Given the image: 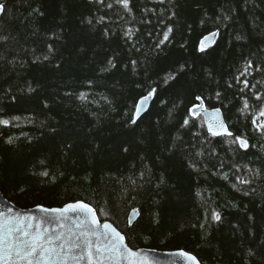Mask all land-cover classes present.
<instances>
[{"label": "trees", "instance_id": "obj_1", "mask_svg": "<svg viewBox=\"0 0 264 264\" xmlns=\"http://www.w3.org/2000/svg\"><path fill=\"white\" fill-rule=\"evenodd\" d=\"M0 3L7 198L84 202L132 249L264 264V0ZM200 104L220 109L232 135H209L191 114Z\"/></svg>", "mask_w": 264, "mask_h": 264}, {"label": "snow or ice", "instance_id": "obj_2", "mask_svg": "<svg viewBox=\"0 0 264 264\" xmlns=\"http://www.w3.org/2000/svg\"><path fill=\"white\" fill-rule=\"evenodd\" d=\"M120 2L127 8L128 0ZM4 11L5 6L0 3V13ZM215 35L212 33L201 41V51L209 46ZM167 39L166 32L164 40ZM155 91L150 90L137 103L132 123L136 122ZM247 106L245 103V108ZM196 108L202 109L203 105L194 106L191 110L193 116L199 115ZM260 114L264 116V110H261ZM218 116L217 110L213 114L216 123H209V132L214 136L220 134L231 136V132L219 121ZM0 123L6 124L7 121ZM258 127L264 129V124ZM236 140L241 147H247L245 140L238 137ZM40 211L46 215L42 217L19 213L12 215L11 208L0 211V264H80L81 261H84V264H119L121 258L128 260L129 264H134L133 258L139 255L129 251L124 244L125 237L110 224L101 225L96 217V211L86 203L69 204L63 209L42 208ZM138 215V210L133 209L129 215V224ZM212 219L218 221L219 214L213 213ZM180 255L197 264L195 257L183 252Z\"/></svg>", "mask_w": 264, "mask_h": 264}, {"label": "water", "instance_id": "obj_3", "mask_svg": "<svg viewBox=\"0 0 264 264\" xmlns=\"http://www.w3.org/2000/svg\"><path fill=\"white\" fill-rule=\"evenodd\" d=\"M2 14H3V12L0 13V18L2 16ZM209 36H211V34L207 35L206 37H209ZM204 38L202 40H204ZM216 38H217V35H215V37L213 38L212 42L209 44V46H207L205 48V50L213 46V44L216 41ZM201 41H200V46H201ZM140 99L138 100V102L140 101ZM151 102H152V97H151L150 101L146 104L144 109L141 111V113H140L139 117L136 119V121H138V119L140 117H142L148 111V109H149V107L151 105ZM217 110L219 112V116H218L219 121H221L223 123V125L227 128V130L229 131L228 126L226 124V121L224 119L223 113H222V111L220 109H206L204 107L202 109L201 108H196V111L199 112V115H197V116H201L202 117L204 125H205V127L207 129L208 134L213 136V137H221V136L227 135V134H220V135H215L214 136L208 130L209 123H213V124L216 123V121L213 120V114L216 113ZM135 111H136V107H135V110H134V114H135ZM134 114H133V117H134ZM78 202H80V201H78ZM78 202H74V203H70V204H76ZM67 205H69V204H67ZM67 205H65V206H63L61 208H46V207H43V206H36V207H33V208H29V209H22V208L18 207L14 202H12L9 198H7L2 193V191L0 190V211H5L6 209L11 208L12 209V213H11L12 215H14L16 213H19V214H23V215H31V216H34V217H42V216L46 215L45 213L40 211V209H42V208L49 209V210H51V209H63ZM131 213H132V211L129 213V215ZM129 215H128V219H127L128 220V224H129ZM96 217L99 220L97 214H96ZM137 218H138V216H136V218L133 220V222L131 224H129V225L130 226L133 225L134 222L137 220ZM99 222H100L101 225H103L104 223H108L113 228H115L109 222H101L100 220H99ZM118 232H120V231H118ZM121 235H123V234L121 233ZM124 244L129 249V251H132L134 253H138L139 254L138 256L133 258L134 264H193V262L188 260L186 256H181L180 255V253H182V252L186 253L184 251H160V250H155V249H132V248H130L127 245L126 239L124 241ZM186 254H188L190 256H193V255H191L189 253H186ZM196 262H197V264H201L197 259H196ZM80 264H84V261H81ZM119 264H129V261L121 258V260L119 261Z\"/></svg>", "mask_w": 264, "mask_h": 264}]
</instances>
